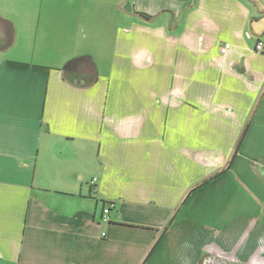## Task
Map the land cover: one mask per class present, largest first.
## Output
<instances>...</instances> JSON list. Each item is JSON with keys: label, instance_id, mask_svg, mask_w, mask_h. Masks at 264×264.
<instances>
[{"label": "crops", "instance_id": "0c3cea01", "mask_svg": "<svg viewBox=\"0 0 264 264\" xmlns=\"http://www.w3.org/2000/svg\"><path fill=\"white\" fill-rule=\"evenodd\" d=\"M106 2L0 14V264H264V0Z\"/></svg>", "mask_w": 264, "mask_h": 264}, {"label": "rangeland", "instance_id": "374dc122", "mask_svg": "<svg viewBox=\"0 0 264 264\" xmlns=\"http://www.w3.org/2000/svg\"><path fill=\"white\" fill-rule=\"evenodd\" d=\"M14 0H0L1 3H7L11 7L10 13H6L5 9L0 8V14H6V15H11L14 17L16 20L19 22L21 21L20 24L18 22V25H23V26H18L20 28H23L20 30L21 33V38L17 39V44H15L16 48H31L34 49L35 45L37 47L41 46V43L39 41V38L36 37L37 33V28L35 29V24L33 25V30L29 34V38H26V35L24 33L25 27H27L26 31H29V26L33 24L34 20L36 17H40L41 19L39 20L40 22L37 24L39 34L42 31L46 30V22H45V17L49 18H58L61 20V18L66 17V16H75L78 14V17H81L80 24L81 26H84L86 31L88 33H91L90 31L97 29V19H100V21L103 20H108V7L107 2L106 4L104 3L105 1L111 2L113 4L112 7H115L119 12L121 11L120 4L125 1L124 3L127 2V0H52L55 3H57V7H54L53 9L51 8H46V2L49 0H16L14 3L12 2ZM121 1V2H119ZM68 3V4H67ZM67 5V6H66ZM124 11V10H122ZM55 19H51L50 21H55ZM28 20L30 23L28 24ZM57 21V20H56ZM92 22V25L96 24V27L90 26ZM101 23H99V26ZM103 25V22H102ZM109 23L107 24L106 22V30H109ZM105 30V27L103 25V31ZM25 36V37H23ZM27 57V56H26ZM84 79H90L88 76L85 77Z\"/></svg>", "mask_w": 264, "mask_h": 264}, {"label": "built area", "instance_id": "2783aa9c", "mask_svg": "<svg viewBox=\"0 0 264 264\" xmlns=\"http://www.w3.org/2000/svg\"><path fill=\"white\" fill-rule=\"evenodd\" d=\"M231 47V45L229 43H226L224 44V46L220 49V53L221 54H225L229 48ZM254 50L256 52H261V53H264V42L262 41H258L255 46H254ZM94 179L91 180V183H93ZM112 206L111 203L108 204V206H106L104 209H103V216H102V219L107 221L108 220V212L110 210V207Z\"/></svg>", "mask_w": 264, "mask_h": 264}, {"label": "trees", "instance_id": "16d2710c", "mask_svg": "<svg viewBox=\"0 0 264 264\" xmlns=\"http://www.w3.org/2000/svg\"><path fill=\"white\" fill-rule=\"evenodd\" d=\"M140 16H142L145 20H149V18H151V16L147 15V14H142V13H138ZM248 125V124H247ZM245 131H246V128L245 130H243L241 136L239 137V141H238V144H237V147H236V150L238 149L239 145H240V142L245 134ZM235 150V152H236Z\"/></svg>", "mask_w": 264, "mask_h": 264}]
</instances>
